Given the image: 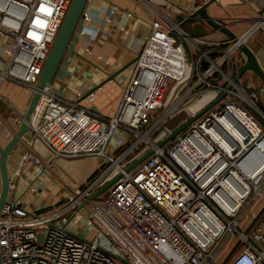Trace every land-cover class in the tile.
Listing matches in <instances>:
<instances>
[{"label": "built area", "instance_id": "1", "mask_svg": "<svg viewBox=\"0 0 264 264\" xmlns=\"http://www.w3.org/2000/svg\"><path fill=\"white\" fill-rule=\"evenodd\" d=\"M71 1L0 0L1 83L38 90ZM189 1L200 8L218 0ZM82 20H91L86 9ZM226 26L238 43L215 30L191 37L157 16L112 119L58 97L53 85L40 91L27 122L30 148L22 165L41 163L33 149L41 143L55 158L98 157L101 167L85 188L45 213H31L15 201L5 204L2 264H220L237 243L226 264H264V213L245 233L264 203V114L257 104L260 91L234 81L244 62L239 44L247 45L264 27V14L245 21L242 29ZM225 91V98L184 132L126 171L173 131L167 125L185 106L214 94L203 107L188 109L189 119ZM23 121L17 114L16 123ZM119 128L131 134L111 153ZM157 129L163 135L153 140ZM119 174L110 192L90 204L87 237L75 235L84 201Z\"/></svg>", "mask_w": 264, "mask_h": 264}, {"label": "crops", "instance_id": "2", "mask_svg": "<svg viewBox=\"0 0 264 264\" xmlns=\"http://www.w3.org/2000/svg\"><path fill=\"white\" fill-rule=\"evenodd\" d=\"M155 10L156 16L152 14ZM86 11L91 20L80 22L53 87L58 97L112 119L135 74L138 55L152 31L153 21L159 16L166 25L173 22L179 26L194 8L189 0H90ZM208 13L222 24L242 29L245 21L264 14V0H218L208 8ZM236 19L242 22L234 24ZM182 30L191 37L214 33L200 19L188 21ZM247 45L264 71V27ZM111 75L116 76L107 81ZM241 85L246 90L260 91L258 104L264 109L261 79L247 72L241 78ZM32 97L27 87L10 80L0 82L1 146H6L19 129L17 114L24 116ZM121 133L115 132L109 152H115L128 141L130 134L125 137ZM29 139L28 132L9 155L7 164L10 182L15 185L8 200L31 213H45L65 202L85 188L99 171L96 167L101 159L98 157L55 158L41 143L33 147L41 163L23 166L22 156L30 148Z\"/></svg>", "mask_w": 264, "mask_h": 264}, {"label": "water", "instance_id": "3", "mask_svg": "<svg viewBox=\"0 0 264 264\" xmlns=\"http://www.w3.org/2000/svg\"><path fill=\"white\" fill-rule=\"evenodd\" d=\"M89 0H72L67 13L64 17V20L60 26V29L57 33V36L54 40V43L51 47L49 55L46 59L44 67L38 78V86L37 91L33 94L31 102L28 106L26 113L23 116V122L19 126V129L16 131L15 135L11 138L6 146L0 145V182H1V191H0V215L2 208L5 204L9 202L8 197L10 194V177L8 173V157L12 153V151L16 148L20 139H22L29 131L27 122L30 120V116L32 112L35 110L39 99H40V91H42L48 85H53L59 69L63 63V60L70 49V44L72 39L78 29L80 24L81 16L85 11ZM215 1L203 6L198 7L196 3H192L194 11L190 13L189 19L185 20L183 23L179 25L182 29L183 25L190 20L200 19L203 20L206 24H208L213 30L219 31L225 34L233 43H238L239 38L225 25L212 18L208 13V8ZM239 51L244 56V62L240 68L239 73L235 77L234 81L239 82L242 77L247 72L254 73L261 81L264 83V71L259 65L256 54L248 47L246 44H239ZM116 75H111L108 77L107 81H111L115 78ZM233 85H229L227 87L228 90H231ZM227 94V91L223 92L217 99L206 105L202 108L198 113H196L193 117L187 119L183 123H181L176 129L170 132L165 138L159 141L155 146H151L145 153L140 155L135 159V161L127 167L126 171L130 172L139 166L142 162H144L147 158H149L154 152L155 148H161L167 145L169 142L174 140L179 134L184 132L193 122H195L199 117L209 111L213 106H215L218 102L223 100ZM259 110L264 114L262 109L259 107ZM122 177V174L117 175L112 180L108 181L104 186L94 191L88 199L84 201V205H90L94 201H96L104 192H106L115 182H117ZM264 213V203L252 217L249 222L248 227L245 230V233L252 228V226L259 220L261 215ZM238 244V243H237ZM237 244L231 249L228 254L224 257L220 264H226L227 261L232 256L234 249L237 247ZM0 264L1 262V254H0Z\"/></svg>", "mask_w": 264, "mask_h": 264}, {"label": "rangeland", "instance_id": "4", "mask_svg": "<svg viewBox=\"0 0 264 264\" xmlns=\"http://www.w3.org/2000/svg\"><path fill=\"white\" fill-rule=\"evenodd\" d=\"M171 88V86L169 87V89ZM258 90V89H257ZM213 93H205L203 94V96L201 98H199V100H196L195 102H193L192 104L188 105V106H185L183 108L182 111H180L169 123L167 126H169L170 129H173V128H176L178 127L182 122H184L188 117H189V113L190 110L194 111L196 110L198 107H203L205 104H207L212 98H213ZM260 96V95H259ZM259 96H258V100H257V104L259 103ZM259 105V104H258ZM263 120V119H262ZM264 122V121H263ZM158 130L154 133L153 135V140L154 139H157L158 137L162 136L163 134V131H160L158 133ZM117 133H125V137L127 136V134H131L129 132H127L126 130H123V129H117L116 131ZM121 133V134H122ZM126 139V138H125ZM147 147V145H142L141 146V149ZM101 167V164L99 163V165H97L96 168L100 169ZM110 192V190H108L106 193H104L101 197H104L106 196L108 193ZM91 208V205H88L86 207H84L81 211H80V214L79 216L76 218V223H74V228H72L73 232L75 235L81 237V238H86L87 237V231L85 229V218L87 216V212L88 210Z\"/></svg>", "mask_w": 264, "mask_h": 264}, {"label": "bare ground", "instance_id": "5", "mask_svg": "<svg viewBox=\"0 0 264 264\" xmlns=\"http://www.w3.org/2000/svg\"><path fill=\"white\" fill-rule=\"evenodd\" d=\"M143 139H144V140H148L146 136L141 135V136H140V140H143ZM140 140H139V141H140Z\"/></svg>", "mask_w": 264, "mask_h": 264}, {"label": "trees", "instance_id": "6", "mask_svg": "<svg viewBox=\"0 0 264 264\" xmlns=\"http://www.w3.org/2000/svg\"><path fill=\"white\" fill-rule=\"evenodd\" d=\"M260 108H261V107H260ZM261 109H262V111L264 112V109H263V108H261ZM168 128H169V126H168ZM176 128H177V127H176ZM176 128H173V129H170V128H169V129H170V130H174V129H176Z\"/></svg>", "mask_w": 264, "mask_h": 264}]
</instances>
